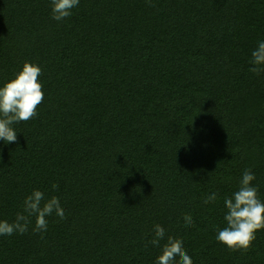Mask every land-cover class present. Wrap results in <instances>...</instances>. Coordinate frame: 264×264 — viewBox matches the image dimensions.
<instances>
[{
    "label": "trees",
    "instance_id": "1",
    "mask_svg": "<svg viewBox=\"0 0 264 264\" xmlns=\"http://www.w3.org/2000/svg\"><path fill=\"white\" fill-rule=\"evenodd\" d=\"M258 42L264 0H79L61 21L50 0H0V86L28 61L44 93L0 140V221L33 189L66 217L0 235V264H155L156 224L192 264H264V229L247 250L216 240L245 169L264 202Z\"/></svg>",
    "mask_w": 264,
    "mask_h": 264
},
{
    "label": "clouds",
    "instance_id": "2",
    "mask_svg": "<svg viewBox=\"0 0 264 264\" xmlns=\"http://www.w3.org/2000/svg\"><path fill=\"white\" fill-rule=\"evenodd\" d=\"M79 0H50L52 19L61 21L72 14V9L78 6ZM253 67L250 71L256 74L264 71V42H258L251 53ZM41 68L34 63L25 61L12 78L0 86V140L5 143L17 142V131L12 125L20 121H28L37 115V107L44 99L42 84L39 82ZM255 175L251 169H245L239 181L238 189L230 197L224 198L226 226L217 229L216 240L233 251L247 250L255 240L257 230L264 229V202L258 196V188L251 184ZM53 189L58 185L53 184ZM215 192L204 198L203 203L214 202ZM53 213L60 220L65 219V212L59 198L52 196L45 200V195L38 189H33L26 196L23 211L16 214L13 222L0 221V235L23 234L28 231L30 217H35L34 232H44L48 227L47 217ZM186 226L193 225L190 213L183 217ZM165 229L156 224L154 237L149 243L160 248L155 264H192L191 257L183 246V241L173 236H167ZM179 258V259H177Z\"/></svg>",
    "mask_w": 264,
    "mask_h": 264
}]
</instances>
